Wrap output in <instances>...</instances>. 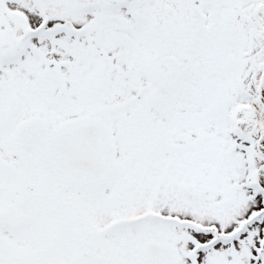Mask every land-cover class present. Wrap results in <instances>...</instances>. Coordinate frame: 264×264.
<instances>
[{
	"label": "snow or ice",
	"instance_id": "6c2138e0",
	"mask_svg": "<svg viewBox=\"0 0 264 264\" xmlns=\"http://www.w3.org/2000/svg\"><path fill=\"white\" fill-rule=\"evenodd\" d=\"M0 264H264V0H0Z\"/></svg>",
	"mask_w": 264,
	"mask_h": 264
}]
</instances>
